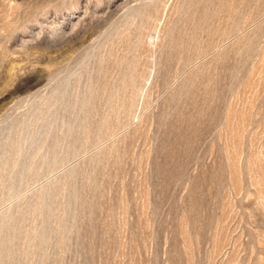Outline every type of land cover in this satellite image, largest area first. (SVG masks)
<instances>
[{"label":"rangeland","instance_id":"1","mask_svg":"<svg viewBox=\"0 0 264 264\" xmlns=\"http://www.w3.org/2000/svg\"><path fill=\"white\" fill-rule=\"evenodd\" d=\"M0 264H264V0H0Z\"/></svg>","mask_w":264,"mask_h":264}]
</instances>
